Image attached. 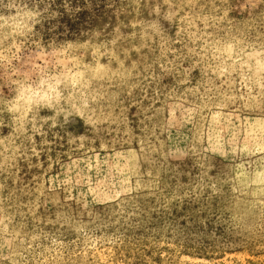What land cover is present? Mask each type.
I'll return each mask as SVG.
<instances>
[{"label":"rangeland","instance_id":"rangeland-1","mask_svg":"<svg viewBox=\"0 0 264 264\" xmlns=\"http://www.w3.org/2000/svg\"><path fill=\"white\" fill-rule=\"evenodd\" d=\"M0 264H264V0H0Z\"/></svg>","mask_w":264,"mask_h":264},{"label":"bare ground","instance_id":"bare-ground-1","mask_svg":"<svg viewBox=\"0 0 264 264\" xmlns=\"http://www.w3.org/2000/svg\"><path fill=\"white\" fill-rule=\"evenodd\" d=\"M84 74V73H83ZM233 77V76H232ZM84 79V78H83ZM230 82V81H229ZM261 83V82H260ZM254 86V85H253ZM228 87V86H227ZM228 90H230V89H228ZM228 93V92H227ZM250 102V101H249ZM221 105V104H220ZM221 113V112H220ZM229 113V112H228ZM248 115V114H247ZM231 118V117H230ZM219 119V118H218ZM221 123V122H220ZM207 130V129H206ZM248 139V138H247ZM249 143V142H248ZM113 157V156H112ZM119 158V157H118ZM127 164V163H126ZM116 165V164H115ZM122 171V170H121ZM120 171V172H121ZM116 172V171H115ZM130 173V172H129ZM115 176V175H114ZM35 189V188H34ZM47 193V192H46ZM49 198V197H48ZM60 213V212H59Z\"/></svg>","mask_w":264,"mask_h":264}]
</instances>
